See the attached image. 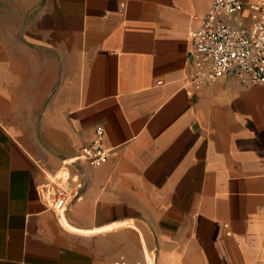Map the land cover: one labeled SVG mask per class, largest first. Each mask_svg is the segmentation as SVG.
Wrapping results in <instances>:
<instances>
[{"label":"crops","instance_id":"0c3cea01","mask_svg":"<svg viewBox=\"0 0 264 264\" xmlns=\"http://www.w3.org/2000/svg\"><path fill=\"white\" fill-rule=\"evenodd\" d=\"M212 1L0 0V264L264 262V84L187 83ZM97 124L67 230L37 191Z\"/></svg>","mask_w":264,"mask_h":264},{"label":"built area","instance_id":"2783aa9c","mask_svg":"<svg viewBox=\"0 0 264 264\" xmlns=\"http://www.w3.org/2000/svg\"><path fill=\"white\" fill-rule=\"evenodd\" d=\"M243 9L247 10L245 24L237 22ZM187 60V83L196 90L230 72L243 86L264 84V0L246 4L240 0H213L189 34ZM103 133V126L97 124L94 138L80 148L72 161L64 160L47 185L38 188V195L57 216L72 198L78 197V190L70 183L68 165L82 161L96 166L106 160ZM113 264L128 263L119 259ZM144 264H155L153 254L146 253Z\"/></svg>","mask_w":264,"mask_h":264},{"label":"bare ground","instance_id":"6f19581e","mask_svg":"<svg viewBox=\"0 0 264 264\" xmlns=\"http://www.w3.org/2000/svg\"><path fill=\"white\" fill-rule=\"evenodd\" d=\"M58 220H59V223L60 225L62 224V226L67 229V230H71V231H75V229L73 227H71L65 220V217H64V214L63 213H60L58 214ZM123 224H128V223H123ZM133 224V223H132ZM122 226V224H121ZM125 226V225H124ZM127 226V225H126Z\"/></svg>","mask_w":264,"mask_h":264}]
</instances>
